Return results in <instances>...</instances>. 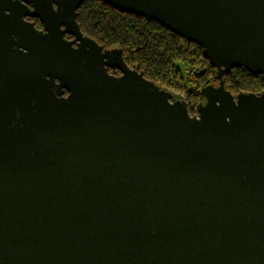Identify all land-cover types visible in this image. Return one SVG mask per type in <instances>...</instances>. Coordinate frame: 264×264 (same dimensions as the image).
<instances>
[{
    "label": "water",
    "instance_id": "water-1",
    "mask_svg": "<svg viewBox=\"0 0 264 264\" xmlns=\"http://www.w3.org/2000/svg\"><path fill=\"white\" fill-rule=\"evenodd\" d=\"M85 1L0 0V264H264V93L224 81L264 77V0H98L202 49L196 116Z\"/></svg>",
    "mask_w": 264,
    "mask_h": 264
},
{
    "label": "trees",
    "instance_id": "trees-1",
    "mask_svg": "<svg viewBox=\"0 0 264 264\" xmlns=\"http://www.w3.org/2000/svg\"><path fill=\"white\" fill-rule=\"evenodd\" d=\"M77 22L81 32L96 41L104 50L121 49L127 66L136 69L158 86L185 93L192 116L198 114L200 90L217 84V70L203 56L202 49L173 35L158 23L136 15L122 14L98 0H86L80 6ZM41 26L37 19H31ZM188 68L194 75L196 88L186 90L176 81L177 66ZM120 76L117 70H109ZM226 88L234 95L264 93V77L235 68L224 76Z\"/></svg>",
    "mask_w": 264,
    "mask_h": 264
},
{
    "label": "rangeland",
    "instance_id": "rangeland-1",
    "mask_svg": "<svg viewBox=\"0 0 264 264\" xmlns=\"http://www.w3.org/2000/svg\"><path fill=\"white\" fill-rule=\"evenodd\" d=\"M177 67L178 69H180V74L178 75V78L176 81L179 83V85L184 87L186 90H194L196 88V84L194 81V75L191 73V71L188 68H185L180 65ZM163 89L171 92L175 100L185 99V93L183 92L177 93L174 90L169 89L167 87H164Z\"/></svg>",
    "mask_w": 264,
    "mask_h": 264
},
{
    "label": "flooded vegetation",
    "instance_id": "flooded-vegetation-1",
    "mask_svg": "<svg viewBox=\"0 0 264 264\" xmlns=\"http://www.w3.org/2000/svg\"><path fill=\"white\" fill-rule=\"evenodd\" d=\"M32 22V21H31ZM34 23V22H33ZM41 24V23H40ZM36 25V24H35ZM39 31H42L43 30V26H42V24H41V26L39 27V26H37L36 27ZM66 38L68 39V40H73V38L72 37H69V36H66Z\"/></svg>",
    "mask_w": 264,
    "mask_h": 264
}]
</instances>
